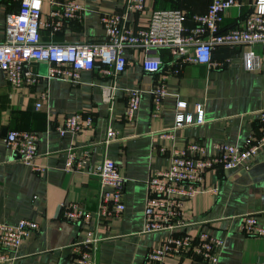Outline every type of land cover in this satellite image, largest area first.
I'll list each match as a JSON object with an SVG mask.
<instances>
[{"label":"crops","instance_id":"0c3cea01","mask_svg":"<svg viewBox=\"0 0 264 264\" xmlns=\"http://www.w3.org/2000/svg\"><path fill=\"white\" fill-rule=\"evenodd\" d=\"M53 1L67 0H42L43 22L49 21L56 7ZM75 1L83 5L82 20L65 21L55 33L44 26L43 43L103 41L106 31L101 14L123 11L128 0ZM211 1L146 0L143 11L127 13V21L131 27L142 28L157 9L179 7L191 16L206 12ZM254 2L243 0L240 8L227 11L223 29L241 24ZM19 6L20 0H0V42L6 37L8 15L17 12ZM187 25L191 26V21ZM254 48L262 52L260 45ZM249 49L248 45H216L213 60L223 66L209 67L183 62L177 53L163 48L159 52L162 66L155 73L145 70L142 49H125L129 64L121 74L85 70L78 83L48 79L51 64L45 61L26 66L39 80L22 87L13 85L0 69V221L16 224L28 218L39 223L33 237L10 253L14 259L0 264H77L73 244L82 242L87 233L85 225L63 217L64 205L78 202L95 209L100 182L86 172H66V152L95 144L98 150L92 163L112 159L126 177L125 211L97 227L101 239L97 264H145L150 249L166 237L165 232H143L145 182L151 173L168 165L174 148L183 149L197 142L205 147L207 155H212L217 143L244 145L264 132L254 113L264 108V53L261 68L247 70L243 57ZM177 68L179 73L175 72ZM161 83L168 95L156 113L149 90ZM131 87L145 91L134 121L126 118L127 89ZM44 92L49 94L48 99H42ZM178 100L186 101V106L178 108ZM199 103L205 111L203 124L179 128L174 137L161 136L174 126L178 111L192 114L196 120ZM76 112L91 113L94 126L62 136L59 128L67 116ZM108 128L118 131L119 139L103 144ZM10 130L37 131L35 162L46 167V173L36 172L18 159L14 148L6 146ZM248 165L210 170L194 196L184 203L190 223L187 230L192 235L205 231L224 240L219 264H258L264 259V236H250L242 230L248 215H254L264 227V148ZM3 253L0 250V255ZM164 264L208 263L190 250L181 257H166Z\"/></svg>","mask_w":264,"mask_h":264},{"label":"built area","instance_id":"2783aa9c","mask_svg":"<svg viewBox=\"0 0 264 264\" xmlns=\"http://www.w3.org/2000/svg\"><path fill=\"white\" fill-rule=\"evenodd\" d=\"M56 6L48 22L42 21V0H20L17 12L7 17L6 37L0 42V69L16 87L27 83H36L39 79L26 70L33 61L50 63L47 78H58L70 83L80 81L81 72L94 70L117 76L127 68L129 59L125 49L140 48L144 51V68L155 73L162 66L160 50L169 48L182 57L183 62L223 66L213 60L216 45L241 46L250 49L244 53V65L247 70L260 69L264 53V0H255L253 9L245 16L241 24L223 29L225 14L232 8H240L243 0H212L204 13L188 16L179 7L157 9L149 18L147 26L131 27L127 13L141 12L146 0H128L123 11L104 12L101 22L105 28V39L101 42L67 44L43 43L41 31L49 26L52 33L57 32L65 21L82 20L83 5L75 0L53 1ZM187 21L192 25L188 26ZM261 46V51L255 50ZM180 69L175 70L179 73ZM145 91L140 87L127 89L126 118L134 121L140 108ZM149 92L153 95L156 113L160 103L168 92L164 84H158ZM44 92L42 99H48ZM186 101L178 100V108L186 106ZM41 103H38V108ZM198 116L178 111L174 126L161 133L162 137H174L175 130L203 124L205 111L203 105H197ZM264 126V108L254 112ZM94 126L91 113L76 112L66 117L59 128L62 136L77 134ZM119 139L118 131L108 128L103 144ZM6 146L14 148L18 159L31 166L36 172L46 173L47 168L35 162L38 157V135L35 130H10L5 137ZM215 153L206 154L200 143H191L183 149L174 148L169 163L164 169L154 170L147 181L144 204L143 232H165L166 237L159 246L148 252L145 264H164L168 256L181 257L190 250H195L199 259L208 264H219L222 238L201 231L192 235L188 230L184 203L195 194L197 186L206 178L207 172L215 168L224 170L249 167L251 159L264 148V132L254 140L249 139L244 145L217 143ZM98 146L92 145L79 149L69 148L66 152L65 170L68 173L86 172L96 176L100 182L97 207L87 209L78 202L64 205L63 217L81 226L87 233L82 242L73 244L77 264H97L96 252L100 238L97 227L115 216L122 215L126 209V177L120 166L109 158L92 163ZM39 223L24 218L12 224L0 221V263L14 258L11 252L17 251L24 241L30 240L38 231ZM244 233L250 236H264V227L259 225L254 215L245 217L242 225ZM258 264H264L260 259Z\"/></svg>","mask_w":264,"mask_h":264},{"label":"water","instance_id":"95a60500","mask_svg":"<svg viewBox=\"0 0 264 264\" xmlns=\"http://www.w3.org/2000/svg\"><path fill=\"white\" fill-rule=\"evenodd\" d=\"M3 132H4V129H3Z\"/></svg>","mask_w":264,"mask_h":264}]
</instances>
